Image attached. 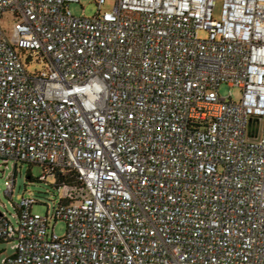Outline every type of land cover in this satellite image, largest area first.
<instances>
[{
    "label": "built area",
    "instance_id": "built-area-1",
    "mask_svg": "<svg viewBox=\"0 0 264 264\" xmlns=\"http://www.w3.org/2000/svg\"><path fill=\"white\" fill-rule=\"evenodd\" d=\"M107 1L0 0L6 193L74 172L0 208L3 264H264V0Z\"/></svg>",
    "mask_w": 264,
    "mask_h": 264
},
{
    "label": "rangeland",
    "instance_id": "rangeland-1",
    "mask_svg": "<svg viewBox=\"0 0 264 264\" xmlns=\"http://www.w3.org/2000/svg\"><path fill=\"white\" fill-rule=\"evenodd\" d=\"M223 3L224 0H216L215 2L214 16L216 18L221 17ZM112 5L113 0H108L104 8H111ZM70 7L74 14H85L87 16L93 15L98 9L96 0H80V2L71 3ZM207 35V31H200L201 37H207ZM42 68L43 66L39 62H34L29 66L30 71ZM219 92L222 96H227L232 92L233 99L236 101L239 100L242 95V91L239 87H232L226 82L221 83ZM14 164L15 161L13 160H10L6 164L0 159V208L2 210L14 212V203H18L23 195H34L41 201V203L34 206V212H39L41 214H46L48 211L52 212L60 198L61 191L58 189L57 185H55V181L51 177H49L47 181H41L38 179L44 174V168L40 164L18 162L14 194L11 197L6 193L5 181L8 175L13 177L15 172ZM29 175L33 177V180L29 179ZM55 228L60 235H63L66 230V223L63 220H59L56 223ZM14 244V239L0 240V264H3L5 258L15 252V249L13 248Z\"/></svg>",
    "mask_w": 264,
    "mask_h": 264
},
{
    "label": "trees",
    "instance_id": "trees-1",
    "mask_svg": "<svg viewBox=\"0 0 264 264\" xmlns=\"http://www.w3.org/2000/svg\"><path fill=\"white\" fill-rule=\"evenodd\" d=\"M29 164H31V163H29ZM16 167H17V164H16ZM43 168L45 169L44 166H43ZM73 175H74V172H71L70 175H67V174H62L59 171H56L55 176L53 178L52 177L51 178L54 179L55 185H58L62 181H71L74 177ZM29 179L33 180V177L31 175H29ZM38 179L41 181H46V180L42 179L41 176Z\"/></svg>",
    "mask_w": 264,
    "mask_h": 264
}]
</instances>
